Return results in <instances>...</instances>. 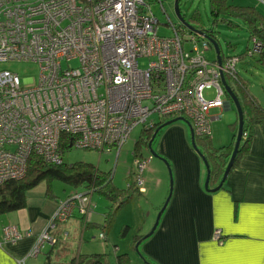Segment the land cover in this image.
I'll list each match as a JSON object with an SVG mask.
<instances>
[{
    "label": "built area",
    "instance_id": "1",
    "mask_svg": "<svg viewBox=\"0 0 264 264\" xmlns=\"http://www.w3.org/2000/svg\"><path fill=\"white\" fill-rule=\"evenodd\" d=\"M154 2L167 15L163 0H0V61L40 66L38 82L0 71V186L25 177L31 154L62 163L63 134L71 136V148L118 154L135 128L163 122L155 121L156 115L183 116L194 134L211 136L210 109L224 107L229 98L222 77L231 86L241 57L221 53L220 64L217 57L185 50L183 35L169 17L166 26L173 34L161 35ZM193 34L210 47L204 36ZM191 39L197 41L194 35ZM253 42L247 54L261 50L262 42ZM207 87L215 88V96H205ZM152 158L134 159L133 181L141 192ZM93 192L60 201L33 253L55 242L49 229L67 222L75 208L90 218ZM3 230L0 245L32 235L16 225ZM213 237L221 241V229Z\"/></svg>",
    "mask_w": 264,
    "mask_h": 264
},
{
    "label": "crops",
    "instance_id": "2",
    "mask_svg": "<svg viewBox=\"0 0 264 264\" xmlns=\"http://www.w3.org/2000/svg\"><path fill=\"white\" fill-rule=\"evenodd\" d=\"M258 94L260 96L261 92ZM256 98L264 106L263 99ZM230 108L224 106V109ZM221 112L222 107L210 109L212 125L221 118ZM176 122L163 130L159 146V154L163 158L166 156L173 168L172 189L169 188L170 178L161 168L163 166L155 164L154 170V166L148 164L144 171L148 181L155 180V185L146 187L145 184L142 193L155 198L158 210L164 205L170 191L171 196L152 235L139 243L141 254L154 264H264V123L253 127L248 150L229 173L224 187L209 191L205 187L206 164L192 145V126L186 122L191 135L190 144L187 131ZM234 125L231 139L227 135H214L212 132L211 139L215 147L227 146L236 140L238 131L235 132ZM146 152L149 154L145 155ZM149 155H152L150 151L145 150L142 157ZM163 158L158 157L156 161H163ZM132 162L128 177L132 176L134 169ZM38 190L28 192L26 207L0 214V240L7 225H16L22 232L32 233L31 236L0 245V264H51L46 258L51 246H47L45 252L33 251L38 234L47 228L62 199H57L58 196L50 198L46 187L43 192ZM92 200L94 209L97 203L94 198ZM92 213L90 218L95 222ZM148 226L150 229L152 223ZM89 228L84 225L83 216L77 214L55 230V235L61 240L58 247L64 244L76 249L73 254L69 250L66 259L80 253H107L106 247L102 252L92 253L84 247ZM216 228L221 229V241L213 237ZM141 254L138 253L137 258L128 255V262L124 263L149 264ZM94 261L95 258L89 257L81 264H93ZM111 264L116 263L111 261Z\"/></svg>",
    "mask_w": 264,
    "mask_h": 264
},
{
    "label": "rangeland",
    "instance_id": "3",
    "mask_svg": "<svg viewBox=\"0 0 264 264\" xmlns=\"http://www.w3.org/2000/svg\"><path fill=\"white\" fill-rule=\"evenodd\" d=\"M163 2L167 10V15L163 12L160 3H152L153 11L160 21L159 33L161 35L173 34V30L166 26L169 17L172 22L175 23V25L180 29L181 34L183 35V38L185 40V50L190 51L193 54H204L209 59L214 60L217 57L215 48L212 45H210L209 48H205L203 42L204 40L198 35L193 34V32L189 30L186 26H184L176 16L175 0H163ZM229 2L234 5H252L251 3H253L252 6H255L262 14H264V0H229ZM180 8L182 15L184 16L186 21L192 25H196V22L190 21V18L194 15L193 13L198 12L203 27L205 29H212L213 34L215 35V39L219 43L222 54L226 56L240 55L241 53L245 52L248 47L253 49L254 42L253 40H250V30L248 26L241 20H235V22H238V26L232 25L226 21L221 20L214 22L216 16L211 13L210 0H181ZM192 35L196 37L197 41H192ZM256 57L257 55L253 57L250 55V53H246L238 61L236 65V70L238 72V76L242 78V80L247 82L251 93L255 97H261L264 101V65L261 64ZM139 61L141 67L146 66V60L140 59ZM71 64L74 66L78 65V60H72ZM63 65L64 67H66L67 63L65 62L63 63ZM4 69L17 72L22 82H24L25 79H32V81L34 82L39 81L40 66L35 62L15 60L0 61V71ZM234 81V79H231L230 83L235 88V90H237L238 86ZM258 92H261L260 96ZM204 94L208 98L215 96V88L207 87L204 91ZM223 97L225 98L226 96ZM220 116L221 118H218L214 121L212 125V132L214 135L215 133H219L220 135H227L228 139H231L234 131L231 124L235 123V132L238 131L239 127V118L236 105L231 102L230 109H224V107H222V112ZM169 119L170 118H161L156 115L154 116V120L158 122H165ZM176 123L179 124V126L183 129H185V131H187V137L191 144L190 130L186 121H177ZM165 128H167V126L162 128V130L156 136L152 144V148L158 153L160 152L159 146L160 143H162V135L163 130ZM141 130V127H137L133 130L130 135V138L123 146L119 154L120 156H117L116 151L111 154H108L100 153L94 150L78 149L75 147L66 149L63 154V162L66 164H72L78 161L89 162L96 165L101 171L110 172V177L113 180V184L119 189H121L125 196L127 194H132L131 201L123 205L116 213L111 229L108 230L107 228H104V232L108 237L107 240H102L99 237L100 232L103 231L100 225L103 224L105 221L104 214H108L110 210H113L115 208V205L99 192L95 191L92 193L91 196L95 199L97 203V206L94 207L92 213V215L94 214L93 221L95 222L94 226H91L88 229L89 236L85 238L86 242L84 244V247H86L87 251H89L90 253L98 251L102 252L106 247L105 251L109 253V258L113 263L116 264V258L122 253H128V255H131L132 257L135 256L134 258H137L136 255L140 252V244L138 245L140 240L136 241L137 236H145L150 233V231H152L154 224L157 220L158 213L161 209L160 208L158 210V208L156 207L158 202L157 204H155V198L150 194H143L137 190L127 192L128 184L134 180V176L132 175L128 177L127 172L133 164V149L136 140L138 139L141 133ZM146 151L149 150L147 149ZM148 154L149 152H146L145 155ZM157 158L158 157L153 156V161L151 159L152 162L150 161L148 164H151L153 166L155 164H157L158 166H163L161 168H163V171L166 172L165 174H167L170 178L171 185V180H174L171 162H169L166 156L164 157L166 160L162 159L163 161H156ZM144 178L146 187L155 185V180L148 181V179L146 178V172H144ZM149 182H151L152 184H149ZM45 187H47V184L46 181H43L34 189L36 190L37 188H39L38 191L43 192V188L45 190ZM169 188H171V186ZM52 190L55 195L58 196L57 199H63L68 194H72L74 192L86 191L84 187L76 188L58 179L52 181ZM169 195L170 192L166 196L165 202L167 201ZM78 213V209H75L74 215H77ZM151 223L152 226L149 229L148 225H150ZM124 225H128L129 227L126 234L122 235V229ZM68 247L70 248L72 254L76 252V249H73V247Z\"/></svg>",
    "mask_w": 264,
    "mask_h": 264
},
{
    "label": "trees",
    "instance_id": "4",
    "mask_svg": "<svg viewBox=\"0 0 264 264\" xmlns=\"http://www.w3.org/2000/svg\"><path fill=\"white\" fill-rule=\"evenodd\" d=\"M179 1L181 2V0ZM210 8L211 13L216 16L214 22L221 20L238 26L239 24L238 22H235V20H241L248 26L250 30V40L259 39L262 42L261 50L257 53H253L251 56L254 57L257 55V60L264 65V14H262L255 6L234 5L231 4L229 0H210ZM193 14L194 15L190 18V21L196 22V25L193 26L205 31L206 34L210 37L215 38L212 29H205L203 27L198 12H195ZM248 49L250 48L248 47L245 52L241 53L238 56L242 57L243 55H245ZM234 82L238 86V89L235 90V88L232 85L231 86L241 102L245 123L240 149L234 161L232 169H234L239 164L240 157L244 154L245 151L248 150L252 137L253 127L257 124L264 123V106H262L258 99L251 93L247 82L242 80V78H240L238 75L237 79ZM163 123L164 122H159L153 126H145L142 128L133 149L134 159L144 156V150L149 149L148 144L152 139L155 130ZM161 130L162 129H160L159 132ZM159 132L157 133V135L159 134ZM70 142L71 136L69 137V135L63 134L61 141V150L63 153L66 149L71 148ZM194 142L196 144L195 147L193 146L194 149L201 155V157L204 156L209 164V168L206 167L207 174L209 171L210 176L209 186L206 189L209 191H214L213 189L220 184L223 178L236 140L230 145L215 147L212 142L211 136H200L194 134ZM158 155L159 157L161 156L159 153ZM56 179L64 181L76 188L84 187L86 191L94 188L96 192L101 193L115 205V208L113 210H110L109 213L105 215V221L100 225L103 229L100 234L103 233L104 237H100V235L99 237L100 239H107L104 228H107L108 230L111 229L116 213L123 205L131 201L132 194H127L125 196L122 190L113 184V180L110 177V172L101 171L96 165L89 162L78 161L72 164H66L64 162L55 164L46 162L39 155L31 154L28 159L27 172L25 177L9 179L0 186V214L16 211L26 207L28 202V192L41 184L43 181H46L47 184V195L50 198H55L56 195L52 190V181ZM225 182L220 188L224 187ZM132 190H137L142 193L136 186L134 181H132L128 186L127 192H131ZM74 193L68 194L62 200L68 198ZM78 214L81 217L83 216L85 226H94V222L91 221V218L88 219V217L82 215L80 212ZM60 224L63 223L58 222L55 228L49 229V233L56 238L55 242H45L43 248L41 249V252H45L47 246H51L50 250L46 253V258L50 260L51 264H81L89 257L95 258L93 264H111L109 253H80L79 255H76L71 259H66L69 254L70 248L64 244L58 247V242L60 244L61 240H59L58 236L55 235V230H57ZM128 227V225H124L122 229V235L126 234ZM145 238H147V235H140L137 236L136 241L140 240V243ZM139 253L141 254V252ZM128 257V253L120 254L116 258L118 264H125L124 262L127 263ZM142 257L147 263L154 264L146 259L143 255Z\"/></svg>",
    "mask_w": 264,
    "mask_h": 264
},
{
    "label": "water",
    "instance_id": "5",
    "mask_svg": "<svg viewBox=\"0 0 264 264\" xmlns=\"http://www.w3.org/2000/svg\"><path fill=\"white\" fill-rule=\"evenodd\" d=\"M175 12H176V16L178 17V19L181 21V23L184 26H186L192 32L204 36L209 41V43L215 48L218 61L221 64L222 63V56H221V49H220V46H219L218 41L215 38L210 37L209 35H207L205 31L196 28L195 26H193L192 24H190L189 22L186 21V19L182 15L181 8H180V1L179 0H175ZM222 82H223V85H224V87H225V89L227 91V94L229 96V98L226 100V105L229 108L231 107V102H233L236 105L237 112H238V117H239V120H238L239 121V127H238V132H237L235 146H234V149H233L231 158L229 160V163H228V165H227V167L225 169L223 178H222L220 184L216 188H214L213 190H218L223 185V183L227 179V177H228V175H229V173H230V171H231V169L233 167L234 161H235V159L237 157V154L239 152V149H240V144H241V140H242L243 133H244V123H245L243 108H242L241 102H240L237 94L233 90L232 86H230L228 84V82L226 81V79H225L224 76L222 77ZM179 120H184L187 123H190L185 117H183V116H177V117H174L172 119H169V120L165 121L163 124H161L155 130V132H154V134L152 136V139L149 141V144H148L149 151H150V153L153 156L159 157L158 153L152 148L153 140L157 136V133L159 132V130L162 129L163 127H165L167 125H170V124H172V123H174L176 121H179ZM191 134H192V145L195 147L196 144L194 142V131H193V128H191ZM202 158H203V160H204V162L206 164V167L209 168V164H208L207 159L204 156H202ZM163 159L166 160L165 158H163ZM209 177L210 176H209V171H208L207 178H206V182H205V187L206 188L209 186ZM171 189H172V185H171ZM170 196H171V191H170V195L168 196L167 201L164 203V205L162 206L161 210L158 213L157 220H156V222L154 224V227H153L152 231H150V233L147 234V237H149L150 235H152V233L154 232V230L158 226L160 217H161L163 211L165 210V208L167 206V203H168V201L170 199Z\"/></svg>",
    "mask_w": 264,
    "mask_h": 264
}]
</instances>
